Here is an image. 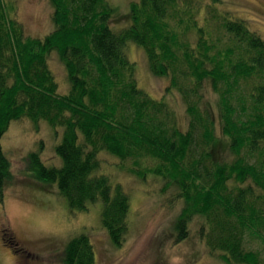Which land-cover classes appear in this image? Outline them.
<instances>
[{
  "label": "trees",
  "instance_id": "1",
  "mask_svg": "<svg viewBox=\"0 0 264 264\" xmlns=\"http://www.w3.org/2000/svg\"><path fill=\"white\" fill-rule=\"evenodd\" d=\"M50 2L53 29L37 39L24 34L0 0V195L13 178L1 145L8 125L46 120L62 127L55 146L60 164L45 165L32 151L28 170L55 184L69 212L99 202L100 223L114 245L127 236L130 201L122 184L101 170V152L131 160L142 177L152 172L162 191L181 202L172 220L176 239L186 237L192 218L200 216L199 238L210 252L227 264H264L257 250L244 247L246 234L264 235V39L220 13L216 5L223 0H131L118 30L111 23L120 14L108 0ZM202 8L217 10L214 18L220 14L234 42L226 52L216 51L207 13L203 21L198 15ZM128 42L142 48L153 75L167 77L166 89L184 98V129L165 99L139 86ZM239 43L244 51L234 57ZM53 51L65 68L64 92L50 67ZM241 75L259 80L250 82L248 96H238L237 109L229 91ZM204 83L218 93L224 137L214 133L208 104L201 105ZM243 103L249 111L240 113ZM7 244L18 249L11 237ZM60 255L63 264L96 261L87 232L71 237Z\"/></svg>",
  "mask_w": 264,
  "mask_h": 264
},
{
  "label": "rangeland",
  "instance_id": "2",
  "mask_svg": "<svg viewBox=\"0 0 264 264\" xmlns=\"http://www.w3.org/2000/svg\"><path fill=\"white\" fill-rule=\"evenodd\" d=\"M4 1L10 5V15L19 21L26 36L38 39L53 29L54 8L50 0ZM108 1L115 8L113 14H120L111 23V27L118 30L126 24L121 14L127 13L131 0ZM216 6L220 13L228 12L230 18L244 21L250 30L264 39V0H223ZM200 11L198 15L201 21L205 11L207 13L204 21H209L216 51L226 52L234 42L222 28L220 14L214 18L212 14L215 10L202 8ZM189 37L192 42L195 40L193 31L189 32ZM237 45V55L234 57L244 51L242 43ZM125 49L128 58L134 62L139 86L151 97L165 99L174 112L177 126L184 129L188 120L184 98L175 89H166L167 77L155 76L150 72L140 46L128 42ZM48 59L60 92L67 91L64 65L54 51ZM246 78L241 75L237 76L235 82L231 81L229 97L235 104L239 95L248 96L246 88L250 82L259 80L257 77ZM203 87L201 105L208 104L214 133L224 137L217 105L218 93L210 84L204 83ZM188 97L191 101L195 99L190 94ZM241 105L244 106V103ZM239 106L238 103L236 108ZM248 106H244L242 111L239 108V112L249 111ZM61 133L62 127L53 128L46 120L33 123L22 118L11 121L1 137L13 178L0 195V264H63L60 253L65 244L82 232H87L90 237L95 264H227L200 240V216L192 218L186 237L176 239L172 220L180 211L181 202L170 199L169 191H162L161 180L152 172L142 177L132 170L131 160H120L106 152L100 153L101 170L120 182L129 194V229L121 245H114L101 225L99 202L89 204L86 210L69 212L66 200L55 184L37 179L28 170L30 163L26 159L29 152L36 151L45 165H59L60 158L55 146ZM229 155L228 152L222 154L223 158ZM152 164L153 161H147L148 167ZM9 237L14 240L13 246L18 248L16 251L7 244ZM259 237L246 234L244 247L257 250L264 259V235Z\"/></svg>",
  "mask_w": 264,
  "mask_h": 264
}]
</instances>
